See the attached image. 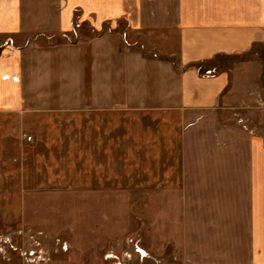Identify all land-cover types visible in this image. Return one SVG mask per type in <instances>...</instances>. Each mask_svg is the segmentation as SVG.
<instances>
[{
  "label": "crops",
  "instance_id": "0c3cea01",
  "mask_svg": "<svg viewBox=\"0 0 264 264\" xmlns=\"http://www.w3.org/2000/svg\"><path fill=\"white\" fill-rule=\"evenodd\" d=\"M54 4L0 0L1 47L17 50L0 58V106L41 123L84 109L132 116L131 138L116 143L121 168L137 171L130 184L151 188L157 248L172 243L183 264H264V139L226 123L230 71L206 77L197 68L264 47V0Z\"/></svg>",
  "mask_w": 264,
  "mask_h": 264
},
{
  "label": "rangeland",
  "instance_id": "374dc122",
  "mask_svg": "<svg viewBox=\"0 0 264 264\" xmlns=\"http://www.w3.org/2000/svg\"><path fill=\"white\" fill-rule=\"evenodd\" d=\"M54 1L55 10L60 0ZM3 44L0 38V58L16 54ZM88 48L87 76L92 65ZM217 63L210 72L203 64L197 68L206 77L230 71L225 111L231 118L226 123L264 139V47ZM2 81L18 83L19 77L4 75ZM83 112L50 116L41 123L21 108L0 106V264H183L184 254L172 243L161 241L166 246L157 248L153 201L144 192L151 188L135 190L130 179H136V169L127 173L121 168L122 145L116 141L128 143L131 137L124 131L138 121L116 112ZM149 122L162 129L176 125L165 119ZM178 159L181 163L179 153ZM109 161L120 167L112 168ZM178 171L180 176V167Z\"/></svg>",
  "mask_w": 264,
  "mask_h": 264
},
{
  "label": "water",
  "instance_id": "95a60500",
  "mask_svg": "<svg viewBox=\"0 0 264 264\" xmlns=\"http://www.w3.org/2000/svg\"><path fill=\"white\" fill-rule=\"evenodd\" d=\"M208 74H210V73H208Z\"/></svg>",
  "mask_w": 264,
  "mask_h": 264
}]
</instances>
